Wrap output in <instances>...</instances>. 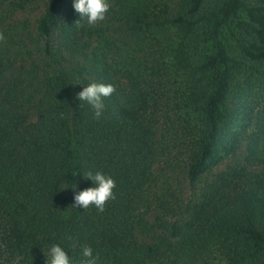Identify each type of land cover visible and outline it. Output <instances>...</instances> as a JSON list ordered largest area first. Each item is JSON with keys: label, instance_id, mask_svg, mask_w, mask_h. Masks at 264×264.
I'll list each match as a JSON object with an SVG mask.
<instances>
[{"label": "trees", "instance_id": "obj_1", "mask_svg": "<svg viewBox=\"0 0 264 264\" xmlns=\"http://www.w3.org/2000/svg\"><path fill=\"white\" fill-rule=\"evenodd\" d=\"M29 1L12 0L9 10L0 0V264H45L52 243L74 264L82 245L98 264H195L179 231L197 199L181 182L194 186L219 152L235 155L242 139L262 170L205 182L201 229L223 264H264V140L244 137L256 120L264 132V0H177L171 15L146 0H116L119 11L108 9L104 28L78 23L72 0H47L33 24L10 20ZM108 25L122 34L133 69L92 51L94 36L107 42ZM171 68L184 77L180 91ZM118 73L130 78L128 92L118 89ZM90 82L115 89L98 118L76 99ZM240 82L252 87L232 108ZM167 101L181 112L177 132L189 147L182 181L171 163L157 168L169 154V132L176 134L161 110ZM235 120L240 129L229 132ZM86 169L115 182L103 211L73 207L74 194L92 186L79 173Z\"/></svg>", "mask_w": 264, "mask_h": 264}, {"label": "rangeland", "instance_id": "obj_2", "mask_svg": "<svg viewBox=\"0 0 264 264\" xmlns=\"http://www.w3.org/2000/svg\"><path fill=\"white\" fill-rule=\"evenodd\" d=\"M10 1L12 0H5L4 9L5 7L9 8L11 10L12 6L10 5ZM18 2V0H15ZM30 2V3H29ZM26 4V8L23 10L16 9L11 15L10 20H13L14 22L18 20H28L32 24L35 23V21L40 17L42 12L45 9V5L47 0H31ZM108 3L110 5L109 8H114L116 11H119V4H117L116 0H108ZM145 3L147 5H150L154 8V12L161 11L163 13H167L168 15H171L174 13L177 0H146ZM12 12V11H10ZM112 14H107L105 20L100 22L98 24L99 27L104 28V25L112 18ZM110 27L109 30L105 31L106 35L109 36L107 38V42L96 39L94 36L92 39V51L94 48H97L98 50H101L102 54L105 55V61L108 64L118 63L122 69H133L126 58H124L123 52L126 50H129L127 46H124L122 44V34L117 33L118 30L115 25H108ZM108 42L112 43L113 46H111ZM105 43H108L105 44ZM130 45L133 46V44L130 42ZM165 44H168L165 43ZM148 52V50H146ZM137 56L141 55V53H137ZM166 64L170 61L169 57L165 58ZM132 64V62L130 61ZM169 75H171V81L173 82V86L176 90L180 91L183 89V81L184 77L181 74V71L179 74H174L173 69L171 68L170 71L168 70ZM117 78L120 81L121 87L118 89H124L123 91H127L130 88V78L124 73H118ZM252 87V84H247L245 82H240L239 85H237L234 90L231 92L230 95V107H238L240 106L241 100H239L241 94L243 91H246L248 88ZM167 106L161 108V110H165L168 113V117L170 118L167 123V128L172 127V129H175L174 132L176 134H173L171 131L169 132L168 140L167 142V154L166 157H164L163 160L167 159L168 162L163 163L162 162L157 166L158 169H166L167 164H172L173 167L175 166L174 173H172V177L179 178L181 181L180 175L184 174L185 166L188 163L189 159V147L185 146V142L182 141L179 133L177 132L179 127H176L177 124V118L174 115H178V113H181L180 111H176V109L173 106V103L169 105V101H167ZM162 127L165 126V124L161 121ZM163 129H166V127H163ZM240 124L235 120L232 121L227 125V130L229 132L239 130ZM261 127L259 126L257 120L256 122H251L249 124V127L247 128L246 132L244 133V137L253 134V137L258 140L257 136H260V140H264V132H260ZM262 133V135H261ZM257 135V136H256ZM256 136V137H255ZM246 139H242L240 142L239 148L236 150L235 155L226 156L224 152H219L220 158H215L211 164H209L207 170L203 173V175L197 180V182L194 183V186H187L185 181L183 183L181 182V188L186 195V197L190 196H196V208L194 209V213L198 208L197 213H192L188 218L185 219V221L180 226V237L185 240L186 245L191 248L190 251V258L194 256L195 258V264H223V262L220 259L219 253L217 249L214 247V245H211L208 243L209 240H214L212 236H208L207 234H203V231L201 229V225L204 221V217L200 214V208L202 206L203 198L201 197V190L205 186L206 183H214L217 180V175L222 173H234L237 174L239 172L248 175L249 177H252L254 174H258L261 172V165L258 161H253L251 158H248V151L246 149L247 142L244 141ZM247 178V177H245ZM178 188V187H177ZM187 199V198H186ZM259 220L261 222H264V212L263 214H259ZM210 235V234H209ZM204 241V242H203ZM203 242L204 245H211L208 250L204 251L203 248H200V244ZM205 247V246H204ZM193 258V257H192ZM207 259L206 262L202 261V259Z\"/></svg>", "mask_w": 264, "mask_h": 264}, {"label": "clouds", "instance_id": "obj_3", "mask_svg": "<svg viewBox=\"0 0 264 264\" xmlns=\"http://www.w3.org/2000/svg\"><path fill=\"white\" fill-rule=\"evenodd\" d=\"M109 7L108 0H72V8L79 16L77 22L88 26H95L98 22L104 21ZM114 91V86L111 84L90 82L81 88L76 99L79 105L81 103L88 105L93 110L94 116L98 118L104 109V98ZM79 173L82 179L90 181L92 186L74 194L73 207L86 209L91 205L103 211L105 202L115 198L114 180L98 170L86 169ZM74 187L75 185L72 188ZM66 248L71 250L69 247ZM64 249L65 247L58 243L48 246L43 252L45 264H74L73 256L68 255ZM78 262L79 264H98V254L93 252L92 247L82 245L78 253Z\"/></svg>", "mask_w": 264, "mask_h": 264}]
</instances>
